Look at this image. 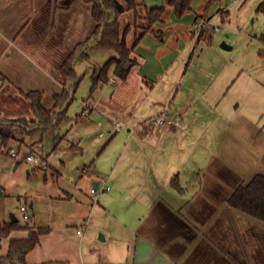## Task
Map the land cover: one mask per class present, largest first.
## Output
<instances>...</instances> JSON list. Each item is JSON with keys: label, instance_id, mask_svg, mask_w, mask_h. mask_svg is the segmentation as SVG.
Masks as SVG:
<instances>
[{"label": "crops", "instance_id": "crops-1", "mask_svg": "<svg viewBox=\"0 0 264 264\" xmlns=\"http://www.w3.org/2000/svg\"><path fill=\"white\" fill-rule=\"evenodd\" d=\"M167 2L144 0L148 8ZM79 6L76 0H0V24L5 27L0 32L15 30L0 51V60L19 57L11 66L36 84L25 86L0 69V98L15 104L6 110L0 102V118L23 116L15 110L28 107L20 97L25 87L43 96L42 85L58 87L60 91L52 99L62 91L59 67L71 52L69 45L81 41L72 34L83 17L77 11ZM45 7L51 8V17L44 16ZM87 9L84 18L91 19ZM217 13L221 17L229 14L220 9ZM209 18L196 13L177 18L168 9L165 21L155 25L160 33L147 34L133 50V65L121 84L117 85L114 75L109 77L106 85L114 87L104 98L109 106L99 112L111 134L103 149L122 131L115 130L121 121L126 131L118 138V151L106 165L83 169L87 175L84 183L90 185L96 201L89 199L86 185H59L61 172L48 164L43 168L51 173L45 174L41 187L49 206L45 220L32 213L33 201L22 205L33 222L28 226L46 229L27 254V264H247L256 259L257 231L262 229L264 236V225L258 226L257 220L230 208L227 200L238 185L249 180L247 173L252 168H263L264 147L241 146L233 138L227 140L225 153V128L240 118L232 115L239 114L232 113L233 106L238 104L241 90L250 95L251 90L241 81L240 69L227 64L230 59L225 54L217 52L212 62L197 54L202 38L196 22ZM87 30L88 37L92 30ZM194 32L199 37L195 47ZM206 43L215 49L214 43ZM11 88L18 92L12 93ZM102 100L89 96L82 113L97 110ZM165 111L180 118V124L147 128L149 120ZM247 133L237 130L235 137L249 140ZM78 144L69 148L81 150ZM77 173L81 176L80 170ZM97 188L103 191L91 193ZM27 234L17 230L0 239V255H6L12 238Z\"/></svg>", "mask_w": 264, "mask_h": 264}, {"label": "rangeland", "instance_id": "rangeland-1", "mask_svg": "<svg viewBox=\"0 0 264 264\" xmlns=\"http://www.w3.org/2000/svg\"><path fill=\"white\" fill-rule=\"evenodd\" d=\"M71 1L66 0V2ZM76 1L80 3L77 11L81 12L83 17L81 18L79 29L72 30V34H74L76 40L80 39V42H82L91 36L94 24L92 21H89L91 20L90 18H86V16L84 18V15H86L84 12L87 8H90V5L86 4L83 0ZM261 3H264V0H238V3H234L233 0H192V10L188 12L196 13L197 15L208 14L214 27L219 28L218 31H213L212 33L211 42L216 45L215 49H212L209 44L201 39L199 46H197V54L202 53L201 57H205V59H209L211 62L216 60L213 56L217 52L225 54L230 59L227 61V64L240 69V72H242L241 81L249 85L251 90V95L241 90L237 97L238 106H233L232 113L239 112V114L235 113L232 115H240V118L238 121L236 119H233L231 122L227 120L230 123L224 132L223 141L225 148L228 142L227 140H233V138L241 146L249 144L255 147H264V54H262L264 52V14L261 11H257ZM219 9L227 10L229 13L228 16L221 17L217 13ZM43 13L44 16L48 13L49 17H51L52 10L51 8L48 9L45 7L43 8ZM55 17L57 18V14ZM0 28L5 27L0 24ZM209 28L211 27L205 30ZM87 29H89V33L92 30L88 37L85 36V31L88 32ZM14 31L7 29L0 32V51L6 47L7 43L9 44V40L15 33ZM194 35L195 43L193 45L195 47L199 37H197L196 32H194ZM19 42H22V39ZM222 42L232 47V49H222L220 46ZM71 44L69 45L70 51L76 45L74 43ZM214 50L217 51L215 52ZM88 55L96 70L88 63H82L76 66L79 73L83 74L85 72V74L78 85L74 101L68 107L65 118L60 124L44 133L37 132L34 136H28L20 130H16L14 133L15 140L10 143L9 149L12 148L18 152L17 157H11L7 154L9 150L0 152V219L2 221H9L11 214H13L19 220L20 225L31 223V226H33L31 220L25 222L23 212L21 211V206L24 202L29 204L30 201L34 202L32 213L34 215L36 214V217L45 220L43 216L49 206H46V199L43 197L44 192L41 187L45 174L48 176L51 174L50 170L43 169L47 168V164L60 171L63 175L59 179V185L63 182L70 186L80 183L84 186L86 185L84 182L87 180V175L83 173V169L89 166L106 165L107 161L109 163L111 156L117 153L120 145L118 138L121 133L126 131V127L121 121L117 122V125L120 126L122 131L116 133L108 147L103 149L107 141H109L111 134L108 133V129L101 119L102 113L99 114L101 112L100 110L104 111L106 108L108 109V102L104 98H108V91H112L111 89L114 87L100 83L92 94V98L95 100L103 97L101 104L99 103V108L95 111L84 110L85 113H82L83 109H85L83 107L84 101L89 100V96L91 95V87L97 76L95 72L109 59L116 57V54L112 50L92 49L88 51ZM226 57L223 56L221 59L227 60ZM17 59L19 57L17 58L14 55L6 59H1L0 69L2 71L4 70L6 76L19 79L25 86H35L36 84L31 82L28 74H23L20 70H16L15 67L11 66L12 61ZM113 75V71H110L109 77ZM117 79V85L121 84V80L119 78ZM37 84L41 86L39 82ZM41 87L45 91L42 100L43 105L49 109L53 104V93H57L60 90L58 87L54 88V86L45 88V85H42ZM11 92L17 93L18 91L11 88ZM20 92L25 94L29 90L25 87ZM20 97L24 99L22 94ZM3 99L0 98L1 109H5V107H7L6 110L12 107L15 108L14 102L10 103ZM26 107L27 105L23 109L17 107L19 110H15L16 115H23L30 122H34L32 113H29L30 111ZM119 111L117 110L118 113ZM3 117L8 118L7 115ZM3 117L0 119H4ZM237 130L249 131L250 135L247 133L249 140L248 138L239 139L235 137ZM75 141L79 143L78 145L81 150L71 151L69 147L72 143H77ZM227 150L226 148L225 153ZM24 153H30L40 157L42 163L35 165L33 162L26 161ZM110 164H108V167ZM259 167L256 166L247 173L249 180L255 174L264 175V163L262 169ZM79 170L81 176L77 173ZM107 173H104V178ZM249 180L244 182L243 185ZM85 188H87L89 199L91 197L92 201H96L97 196L90 195V185L87 184L84 186ZM188 191L190 192V190ZM256 222L258 226L262 225L259 221ZM256 243L258 245L257 257L254 260L249 259L247 264H264V236L262 229L259 227Z\"/></svg>", "mask_w": 264, "mask_h": 264}, {"label": "trees", "instance_id": "trees-1", "mask_svg": "<svg viewBox=\"0 0 264 264\" xmlns=\"http://www.w3.org/2000/svg\"><path fill=\"white\" fill-rule=\"evenodd\" d=\"M83 1L90 5L94 29L88 39L75 45L60 65L62 91L54 95V103L49 109L43 105V95L40 91L31 90L25 94L20 92L28 103L34 122L24 116L17 119H0V152L9 150L10 143L15 140L16 130L34 136L37 132L44 133L60 124L83 78L78 76L76 66L88 63L95 69L88 55L89 50H112L116 54L115 58L108 60L95 72L97 76L91 87L92 96L100 83H108L110 71L119 79L126 78L130 67L126 70L125 65H133V50L147 34L160 33L155 29V25L165 21L168 9H173L177 18L192 10L191 0H168L167 5L153 8H148L144 0ZM257 11L264 14V3L258 6ZM213 31V28L199 31L200 37L206 42H211ZM227 203L230 208L264 225V175L255 174L245 185H238ZM17 230L28 231L27 237L12 238L6 255H0V264H27V254L36 247L39 236L46 231L43 228L30 227L28 224L20 225L19 221L0 222V239L8 238Z\"/></svg>", "mask_w": 264, "mask_h": 264}, {"label": "built area", "instance_id": "built-area-1", "mask_svg": "<svg viewBox=\"0 0 264 264\" xmlns=\"http://www.w3.org/2000/svg\"><path fill=\"white\" fill-rule=\"evenodd\" d=\"M234 3H238V0H233ZM196 27L198 31H203L208 27L213 28L215 31H218V27H214V25L211 22V19H207L205 21H198L196 22ZM114 80L111 79V82ZM180 124V118L178 117H171L168 115V112H163L160 116L157 118H154L152 120H149L146 124L147 128H152V127H159L161 125H167L169 127L171 126H178ZM116 131L120 130V126H115ZM8 154L11 157H17L18 152H16L14 149L10 148L8 151ZM24 158L28 162H33L35 165H39L42 163V160L40 157L30 154V153H24ZM105 190H109V187H106ZM103 191L102 188H97V189H91V193L95 194L97 192ZM21 211L23 212V218L25 222H28L30 220V212L25 206H21ZM78 234L82 233V229L77 231Z\"/></svg>", "mask_w": 264, "mask_h": 264}, {"label": "water", "instance_id": "water-1", "mask_svg": "<svg viewBox=\"0 0 264 264\" xmlns=\"http://www.w3.org/2000/svg\"><path fill=\"white\" fill-rule=\"evenodd\" d=\"M221 48H222V49H225V50H230V49H231L229 46L226 45V43H222V44H221ZM129 66H130V63H127V64L125 65V69L127 70ZM76 70H77V73H78V76H79V77L83 75V74H81V73L78 72V69H77V68H76ZM10 221H11L12 223H16V222H18V219L16 218L15 215L11 214V219H10Z\"/></svg>", "mask_w": 264, "mask_h": 264}]
</instances>
